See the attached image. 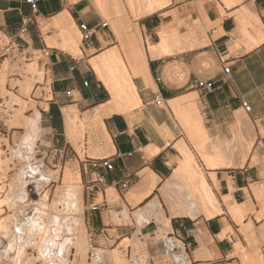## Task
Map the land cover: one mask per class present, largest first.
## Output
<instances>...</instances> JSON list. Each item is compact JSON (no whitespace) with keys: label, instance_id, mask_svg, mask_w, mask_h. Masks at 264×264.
<instances>
[{"label":"crops","instance_id":"0c3cea01","mask_svg":"<svg viewBox=\"0 0 264 264\" xmlns=\"http://www.w3.org/2000/svg\"><path fill=\"white\" fill-rule=\"evenodd\" d=\"M107 1L109 15L94 0L99 10L87 0H40L33 10L25 0H0V38L46 58L51 97L39 112L50 144L46 151L54 152L57 161H77L85 186L88 159L112 161L113 169L103 171L104 191L84 190L82 220L93 248L134 240L145 247L147 264H264V0H170L159 11L136 18L147 63L138 76L124 54L138 46L137 34L126 35L131 46L122 48L110 21L118 17L128 23ZM26 19L28 30L20 33ZM80 23L93 34L81 39L78 56L66 47L63 32L81 33ZM162 30L176 32L167 43L174 48L151 56L148 45L161 42ZM112 49L133 75L138 97L137 104L121 112L110 110L111 93L90 63ZM72 106L85 124L82 158L80 142L66 136L63 108ZM201 144L209 155L213 146H233L240 156L247 154L232 167L208 168L197 149ZM187 151L220 211L172 217L161 207L169 219V226H163L155 218L159 209L154 202L160 203V189L185 163ZM121 180H128L124 190L110 184ZM234 206L242 214L231 212Z\"/></svg>","mask_w":264,"mask_h":264},{"label":"rangeland","instance_id":"374dc122","mask_svg":"<svg viewBox=\"0 0 264 264\" xmlns=\"http://www.w3.org/2000/svg\"><path fill=\"white\" fill-rule=\"evenodd\" d=\"M87 1H90L94 5L93 0ZM120 1H122L121 4L123 5L126 0ZM95 4L100 7V5L96 1ZM97 6L95 7L99 10ZM120 15L121 18L125 20V22H127L129 25L128 26L123 22L127 31L126 35L132 36L133 33H136L134 24L137 22V19H135L132 15L129 6H127ZM103 18L105 19V21L110 20L107 16L104 15ZM137 31L138 33H140L138 26ZM79 37L81 42L80 33ZM7 44L8 39H6L4 36H1L0 55H2L3 53L4 55L0 56V78L1 76L5 75L4 77L6 78V81L4 84V88L2 90L0 88V158L1 160H6V163L8 164H6V174L3 175V177L2 174H0L2 177L0 179V186L3 187L0 195L1 199H3V211L1 212V216L3 215L2 218H6L5 221L8 224L9 231L7 234H5L6 236H0V264H31V261L33 260L32 258L36 257L38 255V251L40 252V250L41 252L44 251V261H48L46 263H51L52 261L54 263L56 259L53 260V258H55L54 256H56V252H59L60 249L62 250V246L64 244H66L67 246L64 245L63 247L66 249L68 248L69 253L67 262L65 260V264H114L115 262L111 260L112 257L110 256L111 250L114 248L124 255V259L127 260L125 264H147L148 255L146 253L145 247H143V244L138 241L124 240L119 246H117L116 243L112 241L109 242V247L105 250H98L94 249L93 247L91 248L90 238L89 236L87 237L88 234L86 232V229H84L85 231H82L84 232L83 235L81 234L82 232H80L81 229L79 224L82 218L84 206H82L81 208L82 210L81 217L79 218L80 221H78L79 223L76 222V220L78 219L75 216L68 214L69 211L65 209L66 203H64L65 188L62 187L60 190H58L59 186L62 183L63 171L66 168H70L73 174L79 176L81 183L80 186L82 187L83 191V197L85 184L82 168L77 161H70L68 157L57 161L58 157H54V152L50 153L45 149V147L50 146V144L48 139H46L45 131L42 128L39 112L43 108L47 107L48 99H50L51 97L49 78L46 73L45 65L43 64V61L46 60V58L44 56V53L40 51L29 50L30 54H28L26 51L18 50L16 47H14L13 51H8L6 48ZM32 62H35L36 67L40 69L39 71L41 72V77H39L40 79L36 77L34 78L38 81L32 79L33 83L31 91L28 94H25L19 89L18 83L27 75L25 72V68L27 67L26 64L28 65ZM17 112H20L22 116L17 120L18 122L16 121L17 124H12V122L15 121L16 117L14 116ZM36 115L39 116L38 120L36 121L35 127L31 129L25 124L24 119L26 117L32 118ZM81 144L82 142H80V145ZM81 147L82 146H80V149ZM11 151H14V154ZM78 152L80 158H82V152ZM15 175H20V178L18 177L19 179H16L17 176ZM54 176L56 179L54 178ZM9 183H11V185H9ZM19 183H21L22 185ZM11 186H13V191L10 189ZM17 186L19 187V189H17ZM9 189L10 192L8 191ZM43 194H46L45 196L47 199H45V203L47 204L45 209L47 210V212L49 211L48 214H43L45 212H41L43 210H41L40 207L38 208V205L40 204L36 202L39 197L42 198L41 196ZM159 194L161 197V189ZM112 198H114V196H112ZM157 204V208H159L160 211H162V207L169 216H172L171 214H169L168 206L166 203H164L162 197L160 199V203L157 202ZM55 212H58V219H60V217L62 218L60 219V221L56 218V215L53 214ZM49 214L51 215L49 216ZM158 214L155 217L156 219ZM53 215L56 218L55 221L53 220L54 218L51 220V217ZM73 217L75 218V221ZM40 221H43L42 223H45V226L47 225L46 228L45 226L43 228V225L40 226V228L42 227V231H40L39 226L37 229V225H40ZM63 221H65V223H63ZM54 223L57 224L55 225ZM161 224L163 226H167L165 223ZM47 228L48 231L50 230L51 232H46ZM36 229L39 230V233H37L38 231H36ZM54 231L56 234H52ZM160 231L164 232L165 229L162 228ZM43 233L45 234V236L42 235ZM80 234L85 238L83 239L85 241L83 243V251L81 250L82 254L84 253V256L80 251L77 252V249H75L77 244H75L76 242L74 238L79 239L76 236L81 237ZM112 234L114 235V237H116L114 232ZM46 236L48 237L46 238ZM3 237L5 238L4 240ZM49 237L51 238L50 240ZM40 238H42L41 245L39 243L41 242ZM51 240L54 243L51 244ZM67 240L69 242H67L68 244L66 243ZM36 243H39L38 246ZM45 244L51 245L46 246V249L44 248ZM128 245L131 248V250L129 251L127 247ZM49 246L53 247L49 249ZM58 246H60V248H58ZM38 248L39 250H37ZM85 248L87 249L86 253L84 252ZM21 252H23V254ZM90 253L92 254V256H90ZM107 253L109 254V256ZM25 254L27 256H25ZM22 257H25V260L26 258L29 259L30 257V263H26V261L28 260L24 262V258L22 259ZM63 259L65 258H60V261H58L57 264H64ZM37 261H35L36 264H42L43 262L42 260Z\"/></svg>","mask_w":264,"mask_h":264},{"label":"bare ground","instance_id":"6f19581e","mask_svg":"<svg viewBox=\"0 0 264 264\" xmlns=\"http://www.w3.org/2000/svg\"><path fill=\"white\" fill-rule=\"evenodd\" d=\"M95 1L100 5V8L102 9V11L106 15H109L111 13V9L110 10L107 9L109 7H107V4L105 3L106 0H95ZM112 1H113V3L111 2L112 7H110V8H112L113 11L115 10L114 13L121 14L124 11V9L127 6H129L131 13L135 19L150 15V14L162 9L163 7H165L170 2V0H126V1L124 0L125 3L122 5V4H120L121 2L119 0H112ZM105 4H106V8H105ZM110 23H111V25L115 31V34L117 35V37L120 41L122 48H129L131 46V44H130V41L127 39L124 25L121 23L120 19H118V17L115 20L111 19ZM197 27H199V26H197ZM134 28H135V31L137 34L138 46H136L134 48L130 47L131 48L130 50L125 49L126 51H124V54L126 52V58L133 60L134 67L132 66L133 68H131V67L130 68H131V70L134 69V71H132V72L135 75H137L139 72H142L146 69L147 63H146V58H145V54H144V47H143V43H142V38H141L140 33H138V31H137L136 23L134 24ZM163 28H164V26L161 29H163ZM165 31L166 30L160 31L159 36L161 38L160 39L161 42L159 44H157V45L149 44L148 45L147 49L149 50V53L151 56L156 57V56L167 54L170 51L172 52V48H174V47L172 46L173 44H170V45L167 44V43H171L170 42L171 40H169V42H168V38L174 39L177 36V34H176V32H172L171 34H168ZM63 39L65 41L66 47L69 50L74 51L78 56L81 55V52L78 49V45L80 43V37H79V32L77 30H75V29L64 30ZM187 41L188 40H186V42ZM172 42H175V41L173 40ZM189 42H187V43H189ZM131 60H129V61L131 62ZM90 63L92 65V67L94 68V70L96 71L99 79H101L103 81L104 85L109 89V91L111 93V101L109 102L110 103L109 104L110 110H114V111L118 110L120 112L123 110L126 111V110H129L133 105L138 103V97H137L135 87L132 83V78H131V76H133V75H131L127 71L125 62L118 55L116 49L106 51L105 53H103V54L99 55L98 57L92 59L90 61ZM26 66H25L26 67L25 72L29 76L26 75L23 80H20V82L18 81L19 82L18 87L23 93L28 94L32 88V83H33L32 79H34L35 77L36 78L41 77L40 76L41 72L39 71L40 69H38L36 67L35 62L29 63L28 65L26 64ZM130 66H131V64H130ZM4 76H1V78H0L1 90L4 88V84L6 81V78ZM35 81H38V80L36 79ZM98 114H99V112L95 111V116H97ZM21 116H22V114L20 112L15 113L14 117H16V118H15V121L12 122V124H15L16 121ZM63 116H64L65 126L67 128L66 136H67L68 140L73 142V143H76V141L82 142L81 141L82 140V134H83L82 130L85 128V124H84L83 120H80L78 118V111L76 110V108L73 106L63 108ZM38 117H39L38 115H36L32 118L26 117L24 119V122L28 127H30L32 129L35 127V124H36V121L38 120ZM21 122H22V120H21ZM82 144L79 146H82ZM232 147L233 146H230L227 148L221 147V146H218V147L213 146V148H212V150L214 152V154L212 153L213 155H209L208 153H206L204 150V146L202 144L198 145L197 149L199 150L201 157H202L205 165L208 168L232 167L234 165L242 163L244 158L246 157V154H247V152H244L240 156V154L235 152L232 149ZM77 148L80 149V147H78V146H77ZM11 152H13V154H14V151H11ZM186 156H187V159H186L185 163L182 165L180 164L178 166V168L173 172L171 177L165 182L163 188L161 189V197H162L164 203H166L168 206L169 214H171L173 217L174 216H189V217L194 218L200 214L210 216V215H212L213 212L219 213L220 206L218 204V201L216 200L215 196L211 192L209 185L206 183V180L203 176V173H202L201 169L198 167L194 156L188 151H187ZM2 160L0 158V171H1L0 174H2V177H3V175L6 174V169H7L6 164H8V163H6V160L5 161L4 160L2 161ZM15 176H17L16 179L20 178L19 177L20 175L19 176L15 175ZM55 176H57V175H55ZM55 176H54V178H55ZM2 177L0 175V179ZM8 178H9V176H8ZM14 181H16V180H14ZM15 183H17V182H15ZM12 184H13V182H12ZM19 184H21V183H19ZM19 184H17V185H19ZM80 184L81 183H80L79 176L73 174L70 168H66L63 171L62 183L58 188V190H60L62 187L65 188V193H64V200H65L64 203H66L65 209L69 211V213L68 212H66V213L75 216L78 219V220H76L77 223H79L78 221H80L79 218L81 217V210H82L81 208L83 206V191H82V187L80 186ZM9 185H11V183H9ZM14 185H16V184H14ZM3 186H4V184H3ZM12 187L13 186L10 187L11 190H12ZM10 189L8 190L9 192H10ZM17 189H19V187ZM261 189H264V187ZM1 190H3L2 186H0V192H1ZM45 195L43 194L41 196L42 198L39 197L36 200V202H38L40 204V205H38V208L40 207V209L43 210V211H41V210L40 211L42 213L45 212L43 214H48L49 211L47 212V210L45 209L46 204H47V203H45V199H47ZM157 201L154 202L155 207L158 206ZM2 203H3V199H1V195H0V236H4L9 231L8 230V224L5 221L6 218H2L3 215L1 216V212L3 211L2 210ZM38 203H35V204H38ZM157 209H159V208H157ZM231 210H232L231 212H234V213L237 212L238 216L240 215V213L242 214V211L239 210V207L237 208L234 206V208L232 207ZM56 211H57V209H56ZM53 214L56 215V218L58 217V212L57 213L55 212ZM50 215L51 214H49V216ZM54 215L51 217V220L54 218L53 220L55 221L56 218L54 217ZM154 216H155V214H154ZM60 219H62V218L60 217ZM60 219H58V220L60 221ZM73 219L75 221L74 217H73ZM156 220L160 221L163 224L165 223L167 225V227L169 226V219L166 218L164 216L163 212L160 210H159V214H158ZM42 222L43 221H40V225L39 224L37 225V229H38V226L40 228V226H42V225H43L42 227L44 228L45 223H42ZM63 223H65V221H63ZM54 224L56 225L57 223H54ZM79 225H80V229H81L80 232L85 231L84 229H86V228H85V225L82 221V218H81ZM46 226H45V228H46ZM42 227L40 228V231H42ZM74 228H76V227H74ZM37 229H36V231H38L37 233H39V230H37ZM53 230H54V228H53ZM49 231L47 228L46 232L49 233ZM44 233H45V230H44ZM44 233L42 235L45 236ZM83 233L84 232H82L81 234L83 235ZM52 234H56L55 231ZM81 234H80L81 237L76 236L79 239L74 238L75 242H76V243L75 242L74 243L77 244V246H76L77 248L75 247V249H77L76 250L77 252L78 251L81 252V250L83 251V245H84L83 243L85 242L83 239H85V238ZM48 235H51V234H48ZM37 237H39V236H37ZM47 237L48 236H46V238ZM87 237H88V235H87ZM4 239L5 238L3 237V240ZM40 239H41V242H39V243L41 245L42 238H40ZM50 239L51 238L49 237V240ZM52 240H51V244L54 243V242H52ZM43 241H45V240H43ZM67 242H68V240L66 241V243ZM38 244H37V246H38ZM51 244H47V245L45 244L44 248L47 249L46 246L51 245ZM64 245L67 246L66 244H64ZM69 245H72V244H69ZM63 246H62V248L65 250L60 249L59 252H56V256H54L55 258H53V260L56 259L54 261V263L52 260H50V261H52L51 263H46L48 261L47 260L44 261L45 260V258H43V252L44 251L41 252V250H40L41 253L38 251V255L36 257L32 258L33 260L31 261V264H36L35 261H37V260H42L44 262V263L42 262V264H57V262L60 261V258H62V257L65 258V259H63L64 264H65V260L67 262V257L69 255V253H68V248L66 249ZM73 246H75V245H73ZM87 246H88V244H87ZM52 247H50L49 249H51ZM58 248H60V246H58ZM37 250H39V248ZM85 250H84V252L86 253L87 249L85 248ZM21 253L23 254V252H21ZM59 253L62 255H60ZM81 254H82V252H81ZM110 254H111L110 256L112 257L111 260H113V262H115L114 264H125L127 261L124 259L125 258L124 255L121 254L117 250H112ZM54 255H55V253H54ZM82 255L84 256V253ZM25 256H27V255L25 254ZM108 256H109V254H108ZM85 258H84V260H85ZM22 259L24 260V262L26 260H28V261H26V263H27V262H29L30 257H29V259L26 258V260H25V257H22Z\"/></svg>","mask_w":264,"mask_h":264},{"label":"built area","instance_id":"2783aa9c","mask_svg":"<svg viewBox=\"0 0 264 264\" xmlns=\"http://www.w3.org/2000/svg\"><path fill=\"white\" fill-rule=\"evenodd\" d=\"M26 3H28L31 7V9H35L37 7V4L40 0H25ZM30 23V19H26L24 25L20 29V33H25L28 30L27 25ZM107 25L106 22L102 23L101 26L105 27ZM79 31L81 32V39L82 40H88L91 38L93 34V29L89 28L87 24L80 23L79 24ZM12 42L8 40V44L6 45V48L8 51H13L14 47H12ZM4 53L0 56H3ZM225 73L229 72V69L227 67H224ZM198 86H203V82L199 81ZM161 100H157V104H161ZM243 108L245 111H249L250 107L246 102L242 103ZM87 163V169L90 173V178L86 182V190L89 192H103L104 189L108 186L103 171H111L113 169L112 161L109 158H91L86 161ZM113 186H119L121 189H126L128 187V180H121V181H113L110 183ZM91 209L95 210L97 209V206H92ZM90 247L92 248V243L90 241ZM90 256L92 254L90 253Z\"/></svg>","mask_w":264,"mask_h":264}]
</instances>
